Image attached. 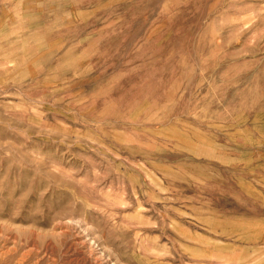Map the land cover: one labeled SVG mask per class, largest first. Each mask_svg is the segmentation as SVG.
<instances>
[{"label":"rangeland","instance_id":"obj_1","mask_svg":"<svg viewBox=\"0 0 264 264\" xmlns=\"http://www.w3.org/2000/svg\"><path fill=\"white\" fill-rule=\"evenodd\" d=\"M0 264H264V0H0Z\"/></svg>","mask_w":264,"mask_h":264}]
</instances>
